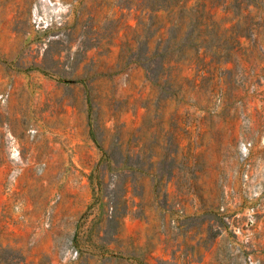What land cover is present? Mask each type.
<instances>
[{"label": "rangeland", "instance_id": "1", "mask_svg": "<svg viewBox=\"0 0 264 264\" xmlns=\"http://www.w3.org/2000/svg\"><path fill=\"white\" fill-rule=\"evenodd\" d=\"M0 264H264V0H0Z\"/></svg>", "mask_w": 264, "mask_h": 264}]
</instances>
